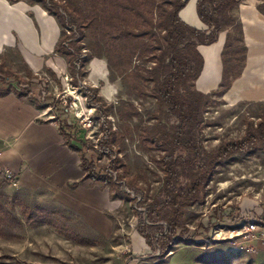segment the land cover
<instances>
[{
    "label": "trees",
    "instance_id": "1",
    "mask_svg": "<svg viewBox=\"0 0 264 264\" xmlns=\"http://www.w3.org/2000/svg\"><path fill=\"white\" fill-rule=\"evenodd\" d=\"M241 1L197 0V15L207 26L197 29L185 23L178 14L188 0H26L30 5L39 4L59 24L61 30L55 51L69 59L74 86L78 87L79 67L88 60L87 56L81 57L78 40L86 28H91L96 33L102 30L110 35L103 56L108 79L115 81L130 73L142 96L155 100V108L147 112V122L141 125L142 114L132 103H106L97 87L87 88V91L79 87L92 101L98 118L103 120L98 146H87L76 140L71 117H66L63 125L58 123V128L63 143L79 155L83 180L107 187L111 199H121L143 208L138 211L132 207V211L137 219L135 230L148 244L152 243V231L164 227L161 254L177 239L188 241L185 237L188 209L205 202L207 186L219 170L235 157L259 155L264 149V113L258 114L255 120L248 117L239 137L221 140L212 149L204 145V113L215 102L214 97L228 92L246 60L243 31L233 13ZM257 7L264 15V0H259ZM221 32H225L220 51L221 81L216 90L203 93L196 87L204 67L198 46L216 42ZM117 41L127 48L126 55L118 49ZM15 51L23 65V76L0 56V97L9 93L26 96L41 109L44 106L29 96L35 77L18 49ZM134 55L139 59L147 58L150 65L132 69L130 60ZM99 84L102 85V81ZM143 85L150 88L145 90ZM258 105L264 107V102ZM110 116L116 117L115 128H112ZM138 117L139 123L134 122ZM171 118L174 123L169 125ZM134 138L161 172L160 185L151 194L148 171L143 169L132 174L119 155L120 145ZM87 150L95 154H87ZM153 151L155 153L151 154ZM104 154L109 163L101 167L97 162ZM78 183L69 186L74 188ZM4 215L10 220L9 214ZM254 221L263 225L264 217ZM159 222H164L165 226Z\"/></svg>",
    "mask_w": 264,
    "mask_h": 264
},
{
    "label": "rangeland",
    "instance_id": "2",
    "mask_svg": "<svg viewBox=\"0 0 264 264\" xmlns=\"http://www.w3.org/2000/svg\"><path fill=\"white\" fill-rule=\"evenodd\" d=\"M8 1L22 2L24 14L37 27L35 17L40 21L43 9L39 4L30 5L26 0ZM48 16V13L44 15L43 20L48 21ZM83 33L78 44L81 57L87 56L88 60L82 68L79 67L80 74L76 75L78 87L73 85L69 59L56 52L54 46L36 55L34 68L27 64L35 77L31 81L29 96L44 106L42 111L46 120L61 125L66 117H71L76 140L97 147L103 133L100 128L103 120L98 118L92 101L79 87L86 91L97 87L99 96L106 103H132L142 114L141 125L147 122V112L155 108V100L142 96L130 73L115 81L108 79L103 58L105 47L109 45L108 33H102V30L96 33L91 28H86ZM117 46L124 55L127 54L126 47ZM15 49L18 48H5L0 56L23 76V65ZM102 59L107 76L105 80H99L102 85H94L93 76L98 71L93 74L91 64L96 60L99 65ZM130 61L132 69L150 65L147 58L139 59L136 55ZM103 87H106L105 95L101 92ZM142 87L145 90L150 88ZM109 92L110 96H107ZM214 98L215 102L204 113V145L207 149L214 148L221 140L239 137L248 117L255 120L258 114L264 113V107L258 105L260 101L243 99L234 92ZM109 119L115 128L118 124L116 117L110 116ZM139 120L140 117L134 122L139 123ZM172 123L173 118L169 125ZM119 148V155L132 174L143 169L148 171L151 194L160 185L158 164L151 160L136 138L126 140ZM87 151V154H95L92 150ZM106 155L98 160L99 166L108 165ZM93 158L96 159V155ZM1 174L0 264H264V224L254 221L264 217V149L259 155L235 157L219 170L207 186L205 202L188 209L185 221L188 241L175 240L164 254L160 253L162 235L166 231L164 227L152 231V243L148 244L135 230L137 219L132 211V207L138 211L143 208L121 199H111L107 187L104 188L108 193L107 207L99 216L87 212L86 216L93 218L90 224L81 213L58 204L48 193L19 190ZM4 214H9L11 221ZM249 222L257 227L247 231L245 225ZM158 224L165 226L164 222Z\"/></svg>",
    "mask_w": 264,
    "mask_h": 264
},
{
    "label": "crops",
    "instance_id": "3",
    "mask_svg": "<svg viewBox=\"0 0 264 264\" xmlns=\"http://www.w3.org/2000/svg\"><path fill=\"white\" fill-rule=\"evenodd\" d=\"M197 0H188L179 11V17L197 29L207 26L196 12ZM259 0H242L233 12L240 22L244 44L247 48L246 60L240 75L235 78L228 90L243 99L264 101V15L258 10ZM41 10L37 27L23 12V3L0 0V52L5 48H18L22 57L32 68L36 66L38 53L52 49L59 37L60 28L55 18ZM225 32L209 45H199L204 67L196 80V87L203 93L216 90L221 81L222 64L220 51ZM92 61L94 85L105 80V61ZM36 69V68H35ZM95 77V78H94ZM106 87L101 92L105 95ZM112 94V93H111ZM110 96V92L106 93ZM43 108L39 109L26 96L9 93L0 97V172L9 169L19 190L43 191L61 204L77 213L90 223L92 217L99 216L107 207V190L94 187L89 179L83 180L84 172L79 166L76 151L63 143L58 124L46 120ZM2 175V174H1ZM0 179H2L0 177ZM71 188L69 184L78 182ZM91 224V223H90Z\"/></svg>",
    "mask_w": 264,
    "mask_h": 264
},
{
    "label": "built area",
    "instance_id": "4",
    "mask_svg": "<svg viewBox=\"0 0 264 264\" xmlns=\"http://www.w3.org/2000/svg\"><path fill=\"white\" fill-rule=\"evenodd\" d=\"M69 28L70 27H68V29ZM1 172H2V175L4 176L5 179H8L13 186H16V181L14 179L13 173L9 169H5L4 168L3 170H1ZM255 227H257V226L255 224L251 223V222H249V223H247L245 225V228H246L247 231H251Z\"/></svg>",
    "mask_w": 264,
    "mask_h": 264
},
{
    "label": "bare ground",
    "instance_id": "5",
    "mask_svg": "<svg viewBox=\"0 0 264 264\" xmlns=\"http://www.w3.org/2000/svg\"><path fill=\"white\" fill-rule=\"evenodd\" d=\"M75 98H77V97H75Z\"/></svg>",
    "mask_w": 264,
    "mask_h": 264
},
{
    "label": "water",
    "instance_id": "6",
    "mask_svg": "<svg viewBox=\"0 0 264 264\" xmlns=\"http://www.w3.org/2000/svg\"><path fill=\"white\" fill-rule=\"evenodd\" d=\"M145 217V216H144ZM146 218V217H145Z\"/></svg>",
    "mask_w": 264,
    "mask_h": 264
}]
</instances>
